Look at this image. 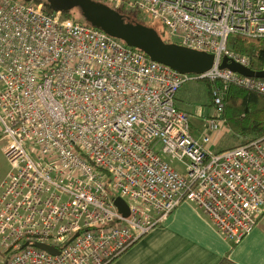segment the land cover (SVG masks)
<instances>
[{
	"label": "built area",
	"instance_id": "obj_1",
	"mask_svg": "<svg viewBox=\"0 0 264 264\" xmlns=\"http://www.w3.org/2000/svg\"><path fill=\"white\" fill-rule=\"evenodd\" d=\"M114 1L214 63L182 75L34 0H0V139L9 165L0 183V264H109L182 203L233 245L264 214V136L209 149L225 133L229 89L264 96V79L219 68L226 57L251 69L227 40H264V0ZM188 81L211 84L200 140L175 107Z\"/></svg>",
	"mask_w": 264,
	"mask_h": 264
},
{
	"label": "crops",
	"instance_id": "obj_2",
	"mask_svg": "<svg viewBox=\"0 0 264 264\" xmlns=\"http://www.w3.org/2000/svg\"><path fill=\"white\" fill-rule=\"evenodd\" d=\"M181 89L176 95L175 107L189 115L191 133L200 140L202 122L197 117L205 119V112L209 115L212 109L209 101L208 109L199 108V111H195L192 102L183 108L177 107ZM193 112L195 120L191 117ZM2 142L0 156L4 159ZM218 146L219 140L209 149L215 153ZM224 258L234 264H264V214L255 229L233 246L213 228L201 210L191 203H182L109 264H219Z\"/></svg>",
	"mask_w": 264,
	"mask_h": 264
},
{
	"label": "water",
	"instance_id": "obj_3",
	"mask_svg": "<svg viewBox=\"0 0 264 264\" xmlns=\"http://www.w3.org/2000/svg\"><path fill=\"white\" fill-rule=\"evenodd\" d=\"M55 2L56 0H46L48 8L52 12L65 10L57 7ZM75 8L94 29L121 41L131 49L140 51L150 61L164 65L179 74L201 75L211 69L214 63L213 55L187 49L174 43H165L153 28L127 24L117 11L98 2L80 0L72 4L69 9ZM219 68L246 78L264 79V71L242 67L226 57L222 58ZM113 205L122 216H128V208L123 200L115 198ZM36 248L52 255L56 254L54 249L46 245L38 244Z\"/></svg>",
	"mask_w": 264,
	"mask_h": 264
},
{
	"label": "trees",
	"instance_id": "obj_4",
	"mask_svg": "<svg viewBox=\"0 0 264 264\" xmlns=\"http://www.w3.org/2000/svg\"><path fill=\"white\" fill-rule=\"evenodd\" d=\"M34 3L43 4V10L46 13H52V11L48 8V5L46 4L45 0H34ZM101 5L106 6L104 4ZM123 7L126 9V6L123 5ZM73 11L76 10L69 9L68 11L60 12L62 19H70L72 21L90 26L82 18L78 11L77 13L79 14V17H74L72 13ZM119 15L121 16V18L124 19V22L127 24L143 25L153 28L165 43H171V41L167 38L165 30L162 26L150 20H143L142 16L139 13L135 12L133 20L127 15V11H124L123 14ZM128 17L131 21L128 19ZM227 50L233 52L236 55L249 59L251 62V69L256 71H264V40L248 39L240 36H230L227 40ZM203 82L207 84V94L210 98L211 86L208 82ZM209 107H213L211 98L209 100ZM223 118L225 119V134L229 133L230 131H233L236 135L241 136L242 132H250L249 136H245L241 143L233 147L245 145L253 140L263 137L264 96L246 92L237 88L229 89L227 94L224 96ZM230 148L219 149L215 153ZM219 264L234 263L229 261L227 258H224Z\"/></svg>",
	"mask_w": 264,
	"mask_h": 264
},
{
	"label": "rangeland",
	"instance_id": "obj_5",
	"mask_svg": "<svg viewBox=\"0 0 264 264\" xmlns=\"http://www.w3.org/2000/svg\"><path fill=\"white\" fill-rule=\"evenodd\" d=\"M91 1L104 4L107 7L111 8L115 11H118L119 14H123L124 11H127V15L133 20L135 12H132L128 8L125 9L122 5L115 7V1L114 0H91ZM72 13H73L74 17H79V14L77 13V11H73ZM129 17H128V19H129ZM210 86H211V84H210ZM200 93H201V96L199 95ZM177 100H178V106L177 107L180 106L183 108L185 105L192 102L193 107H196L195 111H199L198 110L199 108L200 109L207 108L208 107L207 101L210 100V98L207 94V84L203 81H188V82H186L182 86V89L178 94ZM176 105H177V101H176ZM206 112L204 115H207ZM191 117L193 118L192 120H195L196 116L194 115V112L192 113ZM197 119L201 120V122H202V127H200L201 135H202L205 131V119H203L202 116L197 117ZM193 134L191 133L192 136H193ZM201 135H200V139H201ZM249 135H250L249 131L242 132L241 136L236 135L233 131H230L227 134L224 133L219 139V146L217 149L218 150L219 149H226V148L236 146L239 143H241V141L244 139L245 136H249ZM194 136H193V138H194ZM0 146H1V139H0ZM172 165L175 168L179 167V166H177L176 163H172ZM8 171H9V165L2 158V156H0V182H2L3 179L6 177L5 174L8 173ZM3 176H5V177L3 178Z\"/></svg>",
	"mask_w": 264,
	"mask_h": 264
},
{
	"label": "flooded vegetation",
	"instance_id": "obj_6",
	"mask_svg": "<svg viewBox=\"0 0 264 264\" xmlns=\"http://www.w3.org/2000/svg\"><path fill=\"white\" fill-rule=\"evenodd\" d=\"M79 1L80 0H56L55 4L57 7L65 9L64 11H68L72 4L77 3ZM75 10L78 11L77 8H75Z\"/></svg>",
	"mask_w": 264,
	"mask_h": 264
}]
</instances>
